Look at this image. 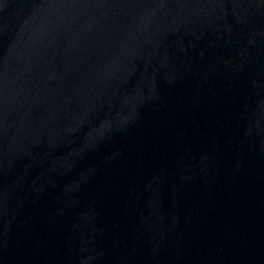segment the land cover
I'll use <instances>...</instances> for the list:
<instances>
[{
  "label": "water",
  "instance_id": "95a60500",
  "mask_svg": "<svg viewBox=\"0 0 264 264\" xmlns=\"http://www.w3.org/2000/svg\"><path fill=\"white\" fill-rule=\"evenodd\" d=\"M0 264H264V0H0Z\"/></svg>",
  "mask_w": 264,
  "mask_h": 264
}]
</instances>
